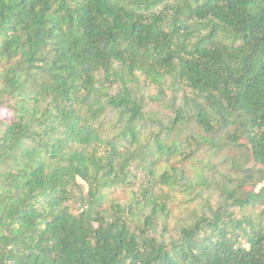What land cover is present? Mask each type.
Listing matches in <instances>:
<instances>
[{
    "label": "trees",
    "instance_id": "16d2710c",
    "mask_svg": "<svg viewBox=\"0 0 264 264\" xmlns=\"http://www.w3.org/2000/svg\"><path fill=\"white\" fill-rule=\"evenodd\" d=\"M3 109L0 264H264V189L158 237L165 189L264 181V0H0Z\"/></svg>",
    "mask_w": 264,
    "mask_h": 264
},
{
    "label": "rangeland",
    "instance_id": "374dc122",
    "mask_svg": "<svg viewBox=\"0 0 264 264\" xmlns=\"http://www.w3.org/2000/svg\"><path fill=\"white\" fill-rule=\"evenodd\" d=\"M152 92L155 93L154 89ZM156 107V106H155ZM159 107V106H157ZM161 108V107H160ZM164 113H168V111H164ZM11 118V112L7 109H3L0 111V119H9ZM205 152V151H204ZM229 154V153H228ZM229 155H233L230 153ZM232 157V156H230ZM219 160V157L216 159ZM188 176L190 178L195 177L201 171H204L202 166H195L193 163H188ZM226 166H219V172L224 173H234L228 171ZM246 168L254 169L255 171H263L264 167L256 166L253 162H248ZM229 172V173H228ZM236 174V173H235ZM242 174V173H241ZM255 179L253 181H249V184L244 182H234L229 183L228 180L221 178L219 174L215 172H208V177L211 178L216 176V181L212 183V186L215 187L214 189L206 188L205 186L201 185H192V187L188 191H184L183 189L179 188L175 191L166 190L168 198L163 200L170 212L168 219H161L159 228H158V237L161 240L170 241L171 238H177V234L179 232L180 227L186 226L192 222H194L197 217L206 214L210 216L211 210H217L221 206L225 209L229 207V205L233 204V201L226 200V197L222 198L221 195L226 196L224 192H222V188L225 186L230 188L231 190L239 191L237 194L238 196H244L245 194L250 193H259L262 189H264V181L260 184L257 183L259 174L255 173ZM238 175H240L238 173ZM234 179L242 178L238 177L237 175H233ZM244 193V195H242ZM114 198H119L121 203H125L130 199V193L128 190L126 192H116L113 195ZM263 209L261 206L259 210ZM236 213L240 216L241 210L237 209ZM251 213V208L246 210V214ZM164 223V224H163ZM166 224V226H164Z\"/></svg>",
    "mask_w": 264,
    "mask_h": 264
}]
</instances>
